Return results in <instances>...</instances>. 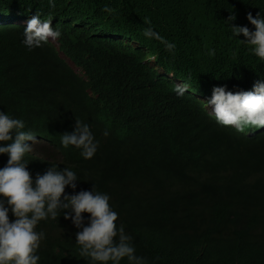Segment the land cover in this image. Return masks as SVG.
I'll return each instance as SVG.
<instances>
[{
	"label": "trees",
	"instance_id": "obj_1",
	"mask_svg": "<svg viewBox=\"0 0 264 264\" xmlns=\"http://www.w3.org/2000/svg\"><path fill=\"white\" fill-rule=\"evenodd\" d=\"M2 2L30 8L36 0ZM55 7L75 8L94 22L102 14L113 27L155 25L176 45L173 54L157 41L158 50L182 60L172 72L206 83L213 66L203 62L217 53L237 57L245 46L223 22L229 11L251 30L246 14L264 11V0H55ZM0 39V111L50 145L45 164L25 157L33 177L53 164L70 167L82 179L77 191L94 185L108 193L117 224L149 264H264V136L222 130L147 66H122L116 50L101 44L86 49V58L70 54L83 70L77 72L60 59H40L11 33L0 31ZM75 119L99 141L91 159L60 144ZM7 158L0 154V167ZM37 230L47 236L39 264H88L75 243L77 229L62 215Z\"/></svg>",
	"mask_w": 264,
	"mask_h": 264
},
{
	"label": "clouds",
	"instance_id": "obj_2",
	"mask_svg": "<svg viewBox=\"0 0 264 264\" xmlns=\"http://www.w3.org/2000/svg\"><path fill=\"white\" fill-rule=\"evenodd\" d=\"M48 3L36 0L32 7L24 8L0 0V31L11 33L28 51L37 50L40 59L42 55L43 59H60L77 72L83 70L70 54L86 58L90 55L86 49L101 44L112 53L116 50L122 66H147L155 77L171 84L178 97L184 96L222 130L241 137L264 136V11L255 16L246 14L254 26L251 30L235 24L236 15L229 11L223 22L232 37L245 46L237 50V57H217V53L214 60L203 62L213 66L207 69L209 78L203 83L172 72L173 65L182 60L174 61L169 53L174 54L175 43L160 35L155 25L147 23L144 29L122 22L113 27L102 14H95L102 22H94L75 8L55 7V0ZM103 11L111 13L112 8L105 5ZM80 31L97 35H81ZM157 41L169 53L158 50ZM214 54V49L209 52ZM102 134L107 137L109 132ZM60 144L65 149H78L85 160L93 158L99 148L90 125L80 119H75L72 131L62 133ZM45 147L50 148L48 142L26 130L24 120L0 111V154L8 157L0 167V264H39L38 250L47 236L37 226L61 215L77 229L75 243L88 264H121L123 260L127 264H149L146 257L137 254L134 238L123 223L117 224L119 213L111 206L108 193L97 191L94 185L90 190L77 191L82 179L70 167L53 164L33 177L25 157L45 164ZM66 187L72 191L66 192Z\"/></svg>",
	"mask_w": 264,
	"mask_h": 264
},
{
	"label": "bare ground",
	"instance_id": "obj_3",
	"mask_svg": "<svg viewBox=\"0 0 264 264\" xmlns=\"http://www.w3.org/2000/svg\"><path fill=\"white\" fill-rule=\"evenodd\" d=\"M79 33H80L81 35H82V34H83V35H84V34H85V35H88V34H90V35H91V33H86V31H80ZM94 35H97V34H96V33H94Z\"/></svg>",
	"mask_w": 264,
	"mask_h": 264
},
{
	"label": "rangeland",
	"instance_id": "obj_4",
	"mask_svg": "<svg viewBox=\"0 0 264 264\" xmlns=\"http://www.w3.org/2000/svg\"><path fill=\"white\" fill-rule=\"evenodd\" d=\"M131 46H132V44H131ZM43 146H46L44 143L42 144Z\"/></svg>",
	"mask_w": 264,
	"mask_h": 264
}]
</instances>
